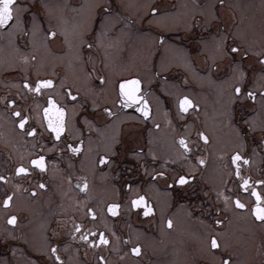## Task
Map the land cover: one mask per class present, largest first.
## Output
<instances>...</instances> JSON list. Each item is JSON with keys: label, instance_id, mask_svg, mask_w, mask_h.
<instances>
[{"label": "flooded vegetation", "instance_id": "1", "mask_svg": "<svg viewBox=\"0 0 264 264\" xmlns=\"http://www.w3.org/2000/svg\"><path fill=\"white\" fill-rule=\"evenodd\" d=\"M143 2L120 14L114 0H16L19 16L0 26V175L8 178L0 181V264H220L225 253L232 264H264V224L250 211L253 190L264 195L256 183L264 181V0ZM49 29L56 40L46 39ZM132 78L148 117L139 102H120L119 84ZM48 79L51 86L31 90ZM49 96L65 110L59 139L44 114ZM183 96L193 102L187 112L178 106ZM16 111L29 117L25 130ZM38 155L45 170L30 165ZM20 164L30 173L15 174ZM185 174L186 185L174 183ZM138 195L153 212L132 206ZM110 204L119 205L115 214ZM137 244L139 255L131 252Z\"/></svg>", "mask_w": 264, "mask_h": 264}, {"label": "snow or ice", "instance_id": "2", "mask_svg": "<svg viewBox=\"0 0 264 264\" xmlns=\"http://www.w3.org/2000/svg\"><path fill=\"white\" fill-rule=\"evenodd\" d=\"M220 3L223 4V0H220ZM151 11L153 13L158 12V9L156 8H152ZM20 14V6L16 4V0H0V26H4L9 24L10 21H13L14 19H16ZM46 39L49 40H56L58 38L57 36V32L55 30H47L46 31ZM163 39V38H161ZM89 47H91V45H89ZM223 47V46H221ZM231 53L235 54L239 51V48L233 47L229 50ZM244 55H247V52L244 53ZM27 59V58H25ZM33 59H35V57H33ZM260 63L262 65H264V58H262L260 60ZM232 71L234 73H238L239 74V79H243L244 76L246 75L245 72L243 71L242 67L237 64V63H233V67H232ZM101 80H103V77H100ZM53 84V81L48 79V80H39L36 82V86L34 89H31L32 91L35 92H40L43 87H48L51 86ZM141 81L138 78H132V79H126V80H122L119 84V92L121 97L123 98L120 102L124 103L125 106H127L128 102H132V103H136L139 102L140 104H142V107L140 108V111L143 113L144 117H148L150 115L149 113V106H148V101L141 95H139L140 91H141ZM25 86L29 87L30 86L27 84V81H25ZM242 91L241 85L239 83H237L234 86L233 92L236 95H239ZM69 96L72 95L71 91L69 90L67 93ZM247 95L251 98L255 97V93L254 92H248ZM261 95H264V93H261ZM73 99H75V97H73ZM16 101L14 100H9L8 104L10 105H15ZM192 101L189 99L188 96H183L180 100H179V108L180 110H182L183 112H187L188 108L190 106H192ZM47 104L48 107H46L44 109V114L45 116L48 117V127L56 134L57 139H59V136L61 134V132L64 131V114H65V110L63 108H60L56 101L49 96L47 99ZM106 112H108L109 114H111V110L110 109H105ZM12 115L18 119L19 124L18 127L21 130H25V125L26 122L28 121L29 117L27 115H23L22 116V112L21 111H16L14 113H12ZM54 116V119H53ZM22 117V118H21ZM157 127H159V125H157ZM36 133V129L33 128L31 129V131H27V135L28 136H33ZM198 138L203 140L204 143H208L209 141V137L208 135L205 134V132L203 131H199L198 132ZM179 144L182 146L183 150L185 152H190L191 149L189 148V144L188 142L181 137L179 139ZM69 149L72 152H78L80 151V148L77 147H73L72 145H68ZM108 157H101L100 158V163L104 164L107 161ZM197 162L199 165H204L205 164V159L203 157H197ZM242 157L240 156L239 153L235 154L234 156H232V162L236 163V161L241 160ZM30 165L35 166L41 170H45L46 169V163H45V157L43 155H38L36 156V158L31 159L30 160ZM30 173V169L29 167H26L24 164H20L18 167L15 168V174H29ZM158 175L163 176L164 173H158ZM237 176L240 175L239 171H237L236 173ZM8 178L4 175H0V181H6ZM71 178L69 177V180ZM192 179V177H190L189 175L185 174V175H179L178 179L174 180V183L178 184V185H186L189 180ZM81 180L83 181V187L86 189L87 188V180L84 178H81ZM249 181L248 180H244L243 184L244 185H248ZM256 183L264 186V181H257ZM18 187V186H17ZM38 187L40 188H45L46 184L41 182ZM77 187H80V185H77ZM35 191V190H33ZM252 195L255 197V203L254 205L251 207L250 211L252 212V214L254 215V217L259 220L262 224H264V195H261L260 192H257L255 190H253ZM13 200V195L9 194L7 196H5V198L3 199L2 203L4 205V207H9L12 203ZM225 200V204L227 206L228 200L229 198L227 196L224 197ZM144 204V214L148 215L149 213L154 211V208L152 207L151 204L147 203L146 201V197L143 195H138L135 199L131 200V204L133 207H136L140 204ZM235 204L238 208H245L246 205L241 203L239 199L235 200ZM119 208V205L117 204H110L108 205V212L115 214L116 209ZM88 213L95 218L96 213L92 210V209H88ZM17 221V217L15 215L10 216L8 218V223L10 224H15ZM223 221L217 219L215 221V223L217 225L221 224ZM167 226L169 228H171L173 226V221L171 219L167 220ZM81 225H75V231L76 232H80L81 231ZM75 234V233H73ZM89 235H93L92 233H89ZM97 235H99V241L102 244L107 245L109 243V240L105 237L104 233H97ZM81 239L83 240H87L88 239V235H82ZM209 243H210V248L211 249H219L220 244L218 242V239L216 236H210L209 237ZM96 241L93 240V246H95ZM50 253L54 256L56 261H60V256L57 255V247L56 245H53L50 248ZM141 246L139 244H137L135 247H133L131 249V252L135 255H139L141 254ZM102 262H104V264H106V261H104V257H100L99 258ZM220 264H232V260L231 257L228 253L224 254V257H222Z\"/></svg>", "mask_w": 264, "mask_h": 264}, {"label": "rangeland", "instance_id": "3", "mask_svg": "<svg viewBox=\"0 0 264 264\" xmlns=\"http://www.w3.org/2000/svg\"><path fill=\"white\" fill-rule=\"evenodd\" d=\"M150 1L151 0H147V3H149ZM142 2L143 0H114V5L117 6L115 9L119 10L121 14V12H126V10H130V8L131 10L144 9L145 5H142ZM143 3L145 4V2ZM115 15H118L117 11ZM125 29L126 28H123V30Z\"/></svg>", "mask_w": 264, "mask_h": 264}]
</instances>
